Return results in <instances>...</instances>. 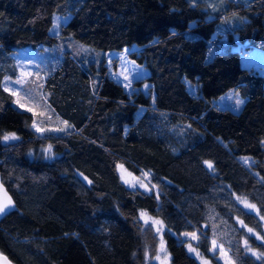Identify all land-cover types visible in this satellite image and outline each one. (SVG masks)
Segmentation results:
<instances>
[{
  "label": "trees",
  "instance_id": "1",
  "mask_svg": "<svg viewBox=\"0 0 264 264\" xmlns=\"http://www.w3.org/2000/svg\"><path fill=\"white\" fill-rule=\"evenodd\" d=\"M224 1L212 13L193 0H0V181L14 204L0 218V254L13 264H156L145 213L165 227L169 264H199L182 233H196L214 264L213 241L233 264H264L263 225L234 199L264 219L263 79L240 63L248 49L264 50V0ZM68 14L61 36L104 52L135 46L128 57L147 69L150 94H127L104 60L84 66L65 53L39 114L69 126L53 120L59 135L41 136L3 81L17 74L11 53L55 45L53 16ZM225 17L239 25L222 41ZM230 90L246 97L238 113L215 104ZM119 167L149 173L152 190L125 186Z\"/></svg>",
  "mask_w": 264,
  "mask_h": 264
},
{
  "label": "rangeland",
  "instance_id": "2",
  "mask_svg": "<svg viewBox=\"0 0 264 264\" xmlns=\"http://www.w3.org/2000/svg\"><path fill=\"white\" fill-rule=\"evenodd\" d=\"M193 2L204 4L207 10L212 13L223 8L221 0H193ZM230 2L231 0L224 1V5L228 6ZM69 18V14L53 16V25L50 34L58 38V42L55 45L50 47L25 48L11 53L12 65L17 70V74L14 77L8 75L3 81L4 89L14 96V107L33 115L35 113L34 116L36 121H34V124L36 127H32L33 130L41 136L49 134L59 135L55 129L58 123L56 121L53 122V120L58 119L54 118L50 121L49 125L48 117L51 115L48 110L45 111L43 115L39 113H41L40 108L44 106L49 99V94L44 90L45 80L59 66L65 53L71 54L84 66L90 64L96 65L104 60L110 78L120 84L127 94H133L139 91L146 95L150 94V84L146 81V78L149 76L147 69L128 57V52H130L135 46L132 48L126 47L121 51L112 50L104 52L96 50L88 45L78 43L70 37L61 36V27ZM226 18L227 17H225V19ZM238 25L239 21L236 18L228 17L226 22L222 21L219 24V27L221 28L217 36L224 41L227 37L225 33L230 32L228 30L236 29ZM224 27L226 30L225 32ZM228 43L229 41H225L223 45L218 44L216 47H211L207 53V60L211 59L218 52H225L228 48ZM232 49H237V47L232 46ZM114 61L116 62L115 67L112 66ZM240 63L243 68L251 70L260 76L263 79L264 87V50L258 47L248 49L245 53L240 54ZM245 100L246 97H243L235 90H230L225 95L218 98L215 101V104L221 109H230L231 111L238 113L242 109ZM27 109H31V111ZM58 121H61L67 127L69 126L67 122L61 119ZM37 128L41 130L37 131ZM46 158L52 159L53 155L46 153ZM243 162L246 165H249L251 160L244 159ZM205 164L208 166L211 163L206 162ZM118 173L120 180L128 188H138L144 192H150L152 190L149 173L142 172L139 177H135L121 167L118 168ZM141 185L144 186L142 187ZM234 199L240 207L256 215L260 219L264 229V219L259 217L256 206L243 197L234 196ZM9 200L11 201L10 204H8ZM244 201H246L247 204L243 203ZM3 205H7V207L4 208L3 212H0V218L14 208L10 196L4 190L0 181V206ZM247 205H251L252 207H248ZM140 219L144 225H150L152 227L159 239L157 250V257L159 258H156V264H169V256L162 241V234L165 231L164 225L159 219L150 217L147 214L143 218L140 214ZM155 221H159L160 223H154ZM241 226L249 235L255 236L259 239V236H257L254 230L251 229V231H249L250 228L245 227L244 225ZM192 234H195V238H193ZM180 239L182 242L186 243L188 253L195 257L199 264H214L210 260L200 256L195 248V245L198 242V236L196 233H182ZM209 252L217 264H233L228 251L216 242L215 245L211 242ZM246 252L255 258L261 256L258 251L251 248H246Z\"/></svg>",
  "mask_w": 264,
  "mask_h": 264
},
{
  "label": "snow or ice",
  "instance_id": "3",
  "mask_svg": "<svg viewBox=\"0 0 264 264\" xmlns=\"http://www.w3.org/2000/svg\"><path fill=\"white\" fill-rule=\"evenodd\" d=\"M22 107H23V106H22ZM27 110L31 111V109H27ZM34 115H35V113H34ZM33 127H36V125L33 124ZM40 130H41V129L37 128V131H40ZM11 138L14 139L15 137L13 136V137H11ZM4 139H5V140H8V139H10V137L5 136ZM44 151H45L46 153H48V154H51L52 146L49 145L47 149H44ZM208 166H209V168L212 167L211 164H209ZM141 186L143 187L144 185H141ZM10 203H11V201L9 200V201H8V204H10ZM243 203L247 204L246 201H244ZM247 206H248V207H252L251 205H247ZM5 207H7V205L0 206V212H3ZM145 215H146L145 213H141V217H142V218H143ZM154 223H160V222H159V221H155ZM249 231H251V229H249ZM192 236H193V238H195V234H192ZM213 244L215 245V241H213ZM162 250H163V249H162ZM190 250H191V249H190ZM157 258H159V257H157Z\"/></svg>",
  "mask_w": 264,
  "mask_h": 264
},
{
  "label": "water",
  "instance_id": "4",
  "mask_svg": "<svg viewBox=\"0 0 264 264\" xmlns=\"http://www.w3.org/2000/svg\"><path fill=\"white\" fill-rule=\"evenodd\" d=\"M0 264H13L6 255L0 254Z\"/></svg>",
  "mask_w": 264,
  "mask_h": 264
}]
</instances>
